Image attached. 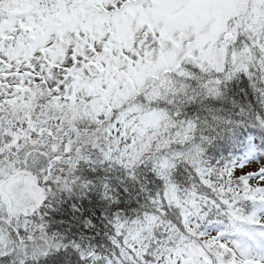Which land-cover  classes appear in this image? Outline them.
<instances>
[{"label": "snow or ice", "instance_id": "obj_1", "mask_svg": "<svg viewBox=\"0 0 264 264\" xmlns=\"http://www.w3.org/2000/svg\"><path fill=\"white\" fill-rule=\"evenodd\" d=\"M0 264H264V0H0Z\"/></svg>", "mask_w": 264, "mask_h": 264}, {"label": "trees", "instance_id": "obj_2", "mask_svg": "<svg viewBox=\"0 0 264 264\" xmlns=\"http://www.w3.org/2000/svg\"><path fill=\"white\" fill-rule=\"evenodd\" d=\"M69 206H70V202H69ZM66 209L65 207L61 206L60 210L58 213H56V215L54 216V219H63L64 218V213H65ZM55 227V225H53ZM94 235V234H93ZM97 243L99 244L101 241L99 240V237H96Z\"/></svg>", "mask_w": 264, "mask_h": 264}]
</instances>
